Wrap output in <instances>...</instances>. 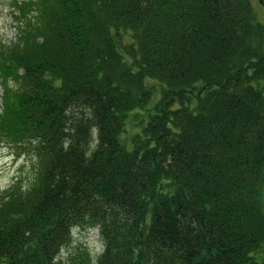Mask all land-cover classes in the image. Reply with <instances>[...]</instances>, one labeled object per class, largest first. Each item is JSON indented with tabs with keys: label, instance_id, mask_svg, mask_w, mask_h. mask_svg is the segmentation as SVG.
I'll list each match as a JSON object with an SVG mask.
<instances>
[{
	"label": "trees",
	"instance_id": "1",
	"mask_svg": "<svg viewBox=\"0 0 264 264\" xmlns=\"http://www.w3.org/2000/svg\"><path fill=\"white\" fill-rule=\"evenodd\" d=\"M8 13L0 142L36 172L0 194V264H264L251 0H11ZM73 229L97 230L101 254L64 255Z\"/></svg>",
	"mask_w": 264,
	"mask_h": 264
},
{
	"label": "rangeland",
	"instance_id": "2",
	"mask_svg": "<svg viewBox=\"0 0 264 264\" xmlns=\"http://www.w3.org/2000/svg\"><path fill=\"white\" fill-rule=\"evenodd\" d=\"M10 1L0 0V44H8L15 38L13 23L8 13ZM251 4L256 22L264 26V7L257 0H251ZM9 87L15 89L16 84L10 81ZM1 93L2 89L0 88V96ZM159 95V88L155 86L153 101L156 102ZM35 164L36 159L27 150L0 142V194L15 182H19L24 189L27 188L34 179ZM71 235L73 243L68 250L63 251L64 255L69 252L77 253L79 250L88 252L91 258L101 254L102 245L98 239L97 230L73 229Z\"/></svg>",
	"mask_w": 264,
	"mask_h": 264
}]
</instances>
